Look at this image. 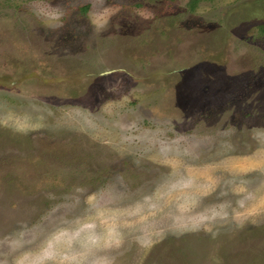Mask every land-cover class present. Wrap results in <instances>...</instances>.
I'll list each match as a JSON object with an SVG mask.
<instances>
[{"label": "rangeland", "instance_id": "rangeland-1", "mask_svg": "<svg viewBox=\"0 0 264 264\" xmlns=\"http://www.w3.org/2000/svg\"><path fill=\"white\" fill-rule=\"evenodd\" d=\"M0 264H264V0H0Z\"/></svg>", "mask_w": 264, "mask_h": 264}]
</instances>
